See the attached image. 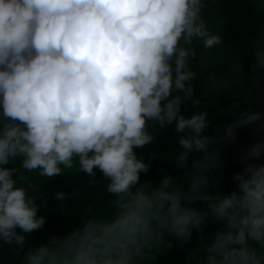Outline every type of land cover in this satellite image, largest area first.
Wrapping results in <instances>:
<instances>
[{
  "label": "clouds",
  "instance_id": "obj_1",
  "mask_svg": "<svg viewBox=\"0 0 264 264\" xmlns=\"http://www.w3.org/2000/svg\"><path fill=\"white\" fill-rule=\"evenodd\" d=\"M216 2L0 0V243L19 254L25 234L44 227L45 180L98 171L109 197L88 205L79 226L29 247L19 264H157L193 230L186 264H264V112L236 113L213 136V115L193 85L196 45L224 47L209 20ZM257 5L264 14V0ZM250 41V69L264 74V24ZM254 124L260 138L243 149L235 186L224 191L213 175L222 167L217 145ZM167 128L175 151L149 155L175 169L142 181L151 164L136 149ZM209 224L219 227L204 233Z\"/></svg>",
  "mask_w": 264,
  "mask_h": 264
},
{
  "label": "trees",
  "instance_id": "obj_2",
  "mask_svg": "<svg viewBox=\"0 0 264 264\" xmlns=\"http://www.w3.org/2000/svg\"><path fill=\"white\" fill-rule=\"evenodd\" d=\"M209 20L213 28L219 29L224 47L204 50L196 45L197 55L192 61V67L197 72L193 85L201 99V106L207 108L213 115L208 132L215 136L216 125L221 126L222 132L224 125L236 119V113L245 109L264 112V74L254 73L250 69L253 47L250 38L255 36L264 24V14L258 10L257 0H217L211 6ZM230 52L239 55V73H233L235 61ZM234 106V111H231ZM181 111L188 115L191 108L182 105ZM255 126L254 124L238 128L233 142L217 145L220 148L222 167L213 170V175L220 178L219 187L224 191H230L235 186L231 177L242 168L239 157L243 149L260 138V133L252 132ZM176 135L171 128L160 130L154 142L136 149L138 155L145 161L150 160L151 164L149 171L141 174L142 181L149 180L156 184L162 175L175 169L174 163L159 155L150 159L149 154L155 152L166 155L164 152H174ZM31 179L38 182L35 176ZM105 183L98 171L95 177L82 172H65L61 176L45 180L40 185L39 193L47 203L38 213L45 217L44 227L25 234V247L19 254L11 251L7 244L0 243V264H19L23 252L29 247L46 241L53 234L62 235L79 226L81 216L88 205H92L96 210L100 206L99 197H103L104 201L109 198L103 192ZM57 191L68 193L67 199L57 200L54 196ZM217 227L219 225L209 224L205 227L204 233ZM196 236L197 233L193 230L192 239L183 245L173 239L172 247L158 254L157 264H186V253L195 245Z\"/></svg>",
  "mask_w": 264,
  "mask_h": 264
}]
</instances>
